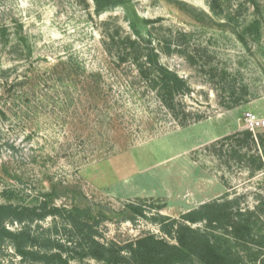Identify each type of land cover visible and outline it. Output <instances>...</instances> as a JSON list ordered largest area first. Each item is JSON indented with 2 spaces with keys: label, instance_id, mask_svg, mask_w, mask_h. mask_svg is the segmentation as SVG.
<instances>
[{
  "label": "rangeland",
  "instance_id": "rangeland-1",
  "mask_svg": "<svg viewBox=\"0 0 264 264\" xmlns=\"http://www.w3.org/2000/svg\"><path fill=\"white\" fill-rule=\"evenodd\" d=\"M116 1L0 0V201L89 207L111 218L100 241L124 245L162 237L158 213L237 199L264 244V130L242 126L264 118V0ZM152 49L192 89L174 113L146 69ZM129 204L147 218L126 221ZM195 228L248 264L264 256L227 228ZM0 264L26 263L0 245Z\"/></svg>",
  "mask_w": 264,
  "mask_h": 264
},
{
  "label": "trees",
  "instance_id": "trees-1",
  "mask_svg": "<svg viewBox=\"0 0 264 264\" xmlns=\"http://www.w3.org/2000/svg\"><path fill=\"white\" fill-rule=\"evenodd\" d=\"M94 1L98 12L119 3L116 0ZM145 66L155 75L153 89L160 101L174 113L176 98L189 95L190 85L177 72L161 64L160 55L153 49L146 56ZM145 66H140V73L148 77L150 73L144 71ZM183 126H187V122H183ZM247 138H253V134L248 133ZM46 199L33 207L0 201V245L12 247L23 263L72 264L77 261L85 264L86 260L93 259L103 264H248L227 240L222 242L206 230L195 228L199 224H205L207 229L227 228L241 244L264 249V244L254 234L252 217L255 213L242 209L237 199L203 204L179 219L158 213L153 221L159 223L162 237L147 234L124 245L100 241L101 225L111 220L107 214H97L89 207L78 205L60 208L51 197ZM146 211L143 206L129 204L121 215L126 221L135 223L138 217L147 218ZM49 218L53 225L45 229L41 222ZM15 223L20 228L10 230L8 224ZM259 262L264 264V256Z\"/></svg>",
  "mask_w": 264,
  "mask_h": 264
},
{
  "label": "built area",
  "instance_id": "built-area-1",
  "mask_svg": "<svg viewBox=\"0 0 264 264\" xmlns=\"http://www.w3.org/2000/svg\"><path fill=\"white\" fill-rule=\"evenodd\" d=\"M242 123L244 124V127L251 132L264 130V118L253 113H247Z\"/></svg>",
  "mask_w": 264,
  "mask_h": 264
},
{
  "label": "crops",
  "instance_id": "crops-1",
  "mask_svg": "<svg viewBox=\"0 0 264 264\" xmlns=\"http://www.w3.org/2000/svg\"><path fill=\"white\" fill-rule=\"evenodd\" d=\"M229 133H231V132H229ZM229 133H227V135H228ZM216 139H219V137H218V138H216Z\"/></svg>",
  "mask_w": 264,
  "mask_h": 264
},
{
  "label": "water",
  "instance_id": "water-1",
  "mask_svg": "<svg viewBox=\"0 0 264 264\" xmlns=\"http://www.w3.org/2000/svg\"><path fill=\"white\" fill-rule=\"evenodd\" d=\"M242 126H244V124L242 123Z\"/></svg>",
  "mask_w": 264,
  "mask_h": 264
}]
</instances>
